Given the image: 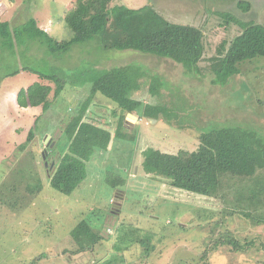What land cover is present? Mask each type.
I'll return each mask as SVG.
<instances>
[{"label":"rangeland","instance_id":"1","mask_svg":"<svg viewBox=\"0 0 264 264\" xmlns=\"http://www.w3.org/2000/svg\"><path fill=\"white\" fill-rule=\"evenodd\" d=\"M74 5L75 0H0V23L14 28L34 19L54 40H67L72 33L63 15ZM113 6H151L170 23L201 29L206 59L242 25H264V0H113ZM1 44L0 39V77L19 73L0 81V264L35 258L65 264H264V170L243 196L224 183L218 196L207 197L173 189L142 168L146 149L195 151L199 135L223 127L242 128L264 144V58L243 63L223 86L213 85L209 72L132 50H104L96 40L55 56H46L37 43L17 46L14 53ZM125 66L138 73L132 98L157 107L158 119L126 116L119 128L115 104L92 90L93 78ZM38 74L57 78L61 93ZM36 82L51 88L46 112L16 104L17 93ZM149 87L158 96L151 97ZM81 113L84 122L111 135L106 149L94 141L83 147L92 149L90 156L72 153L67 143ZM71 114L75 118L65 128ZM30 131L33 140L18 151ZM46 149L48 165L63 156L84 161L86 177L70 195L51 188L41 159ZM81 220L100 238L92 250L74 255L69 232Z\"/></svg>","mask_w":264,"mask_h":264},{"label":"trees","instance_id":"2","mask_svg":"<svg viewBox=\"0 0 264 264\" xmlns=\"http://www.w3.org/2000/svg\"><path fill=\"white\" fill-rule=\"evenodd\" d=\"M113 0H75L74 7L63 15V21L72 33L67 40L56 41L30 19L19 27H11L9 22L0 23L2 46L13 53L15 47H28L37 43L44 49L46 56L67 53L75 44L96 40L104 50H132L141 54L153 55L171 60L184 66L187 71L209 72L213 75V85H225L231 76L239 74L240 66L257 58H264V25L247 23L228 42L215 50V55L204 57L203 32L190 25L170 23L151 6L129 9L113 6ZM247 10V8H245ZM13 53L9 55L13 56ZM207 60V61H204ZM200 62H206L204 68ZM22 71L37 74L31 68ZM19 70L4 74L0 81L8 76H16ZM43 80L53 82L58 96L63 90L60 82L52 75L38 74ZM138 73L129 68L118 67L99 74L91 80V88L115 104V114L119 112L118 127L124 123L127 114L158 119L160 110L140 100L132 98L139 89ZM51 88L42 83H33L16 95L19 108L41 107L43 112L50 109L48 96ZM151 97L158 96L153 87H149ZM81 113L76 125L69 132L67 143L78 156H84L82 150L91 142L95 147L106 149L111 143L108 131L98 129L93 123L84 122ZM75 116L65 123L68 128ZM168 122L170 120L166 119ZM34 137L29 132L26 143L17 147L25 149ZM199 145L195 151L179 150L176 154H167L149 148L143 152V172L165 179L173 189L207 197H216L226 187L238 196L258 185V173L264 170V144L261 139L239 127H223L202 133L198 136ZM38 177V175H37ZM86 168L83 160L75 156L60 157L54 170L48 174L52 189L70 195L85 179ZM250 187V188H249ZM42 187L38 185V192ZM75 242L74 255L92 250L100 236L93 232L87 222L81 220L71 231ZM239 247L238 241H227ZM240 248V247H239ZM206 255L202 256V260ZM38 258L28 264H37Z\"/></svg>","mask_w":264,"mask_h":264},{"label":"flooded vegetation","instance_id":"3","mask_svg":"<svg viewBox=\"0 0 264 264\" xmlns=\"http://www.w3.org/2000/svg\"><path fill=\"white\" fill-rule=\"evenodd\" d=\"M48 149H52L54 147V143L51 142V144L48 146ZM46 149L44 150V152L46 153V157L48 156L49 150ZM47 162V161H46ZM48 164V163H47ZM53 164V167L50 168V166ZM43 166H44V161H43ZM46 169L47 174H49L51 171L54 170V163H51L50 165H48V167H44Z\"/></svg>","mask_w":264,"mask_h":264},{"label":"crops","instance_id":"4","mask_svg":"<svg viewBox=\"0 0 264 264\" xmlns=\"http://www.w3.org/2000/svg\"><path fill=\"white\" fill-rule=\"evenodd\" d=\"M42 190V189H41ZM41 192V191H40ZM33 205V201H31V206ZM69 234H71V231L69 232ZM82 254V253H81ZM80 254V255H81ZM30 261V260H29ZM37 264H65L64 261L62 262H57L56 260H48L47 262H45L44 260H40L39 262H37ZM68 264V263H67ZM90 264H94L93 261L90 262Z\"/></svg>","mask_w":264,"mask_h":264},{"label":"water","instance_id":"5","mask_svg":"<svg viewBox=\"0 0 264 264\" xmlns=\"http://www.w3.org/2000/svg\"><path fill=\"white\" fill-rule=\"evenodd\" d=\"M127 117L129 118H132V119H135V117L133 116V115H131V114H127ZM127 118V119H128ZM126 119V120H127ZM46 139L48 140V139H50V137L49 136H46ZM41 159H42V161H44V167H48V164H47V162H46V153L45 152H43V153H41ZM51 167H53V164L50 166V168Z\"/></svg>","mask_w":264,"mask_h":264}]
</instances>
